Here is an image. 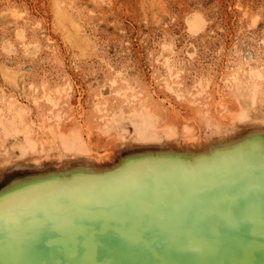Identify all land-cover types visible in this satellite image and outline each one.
I'll list each match as a JSON object with an SVG mask.
<instances>
[{
    "label": "rangeland",
    "instance_id": "1",
    "mask_svg": "<svg viewBox=\"0 0 264 264\" xmlns=\"http://www.w3.org/2000/svg\"><path fill=\"white\" fill-rule=\"evenodd\" d=\"M61 14L79 29V47L68 40ZM197 17L202 26L195 30ZM143 113L153 117L159 143L139 139ZM258 121L264 0H0V224L19 203L54 193L56 212L43 202L30 210L37 231L52 220L53 229L70 205L85 209L99 191L116 201L118 186L157 176L183 202L162 208L149 228L152 242L210 230L219 208L190 198L203 183L233 204L230 233L221 238L229 244H211L190 263L264 264V163L253 162L256 175L235 163L220 167L249 142L247 149L264 156L257 142L264 133L254 137ZM224 146L236 148L210 156L209 149ZM186 154L205 155L177 160ZM52 179L58 183L7 197ZM147 191L136 186V201ZM106 251L94 257L99 264H140L150 245L134 254ZM39 255L32 253L33 262L46 264Z\"/></svg>",
    "mask_w": 264,
    "mask_h": 264
},
{
    "label": "bare ground",
    "instance_id": "2",
    "mask_svg": "<svg viewBox=\"0 0 264 264\" xmlns=\"http://www.w3.org/2000/svg\"><path fill=\"white\" fill-rule=\"evenodd\" d=\"M65 19L66 18L63 17L62 14L58 17L60 24L67 30V37L70 43L73 46L79 47V29L73 23L69 24V26L65 25ZM201 19L199 17L194 18L191 22V27L195 30L201 28ZM168 54H170V51L167 50L163 55ZM152 120V116L143 113L141 115V121L137 126L139 139L148 144L159 143L162 139L160 135L152 129L153 126L156 125H153L154 121ZM254 127L257 128L256 132H254V137L260 133H264V121L256 122ZM257 142L264 144V137H261ZM251 143L252 142H249L242 146L235 154L224 156L222 160L226 162L221 163L220 167H227L235 163V165L241 166L240 168L244 170L243 174L256 175L260 173V171L257 170V165L264 163V156L251 152L250 148L247 149L246 147ZM225 147L227 146H224L222 150L209 149L208 152L211 153L210 156L214 157L216 155L232 152L236 148L231 147L226 149ZM30 148H32L31 150H37L34 145L30 146ZM25 150H27L26 147L23 152H25ZM204 155L205 154H202L196 157L194 154H186L180 156L181 158H177V160L181 163L183 161L194 163L198 159L204 157ZM249 160L251 161L247 162ZM253 162L257 163V165ZM243 165L244 167H248V169L242 167ZM87 168L88 166H85L84 169ZM182 172L184 171L182 170ZM231 172H233V170ZM204 178H207V176H204ZM163 179L152 176L140 180L139 182L135 181L131 183V185H129V183L125 184L126 186H118L117 193L120 194L116 201H109L110 199H106L107 196L106 198L102 197L105 192L100 194L99 191V194L95 193L93 195L94 198L92 197V201H89L86 208L82 210H75L68 204L70 206L67 209H63L66 210L68 217L62 223L56 224L53 229L51 223L54 220L46 222L43 230L37 231L36 226L38 225L32 222L30 210L36 208L38 204L40 205V203L43 202V204L51 206V212H56L57 198L54 197V193H47L41 196L40 199L37 197L33 202L19 203L17 205L18 209L12 210L9 212L8 216H6V218H8L7 222L0 224V264H35L31 259L32 253L34 256L37 254L40 256L39 254L42 253V258L46 261V264H99L100 261L94 257H97L105 250H107L106 252H114L116 255H119L121 252L134 254L138 253L144 244L150 245V252L142 258L140 264H191V259L197 255L200 256L204 254L207 247L211 244L221 243L223 247L228 246L229 243L227 240L223 241L221 238L230 233V231L225 228V225L230 215L228 214L229 208H233V204L216 190H213L211 193L206 192V190L202 188L204 185L203 183L200 186L198 185V190H196L194 196L191 195L192 197L190 198L207 201L219 208V211L217 210L216 213L217 217L211 222L212 226L210 230L196 229L187 234H182L180 231H177L179 233L169 241H151L149 228L151 223L158 218L162 208L171 204H176L177 207H180L183 202L182 194L175 192L173 197L169 195L167 192L169 188L167 189L166 185H163ZM57 180L59 179H52L47 182H34L29 186L18 189L15 193L7 197L13 195L12 198H14L16 195H22L25 191H33L34 188L40 187L43 183L52 184L54 181L53 184H57ZM229 182L227 184H233L231 181ZM141 183L142 185H146V188H149V191H147L148 195L141 201H136L133 191L135 187H138ZM175 184L174 182V185ZM227 184H225L226 188H228ZM213 186L215 187V185ZM54 187L57 188L56 186ZM188 188L190 187L188 186ZM174 189H176V187H174ZM43 190L45 191V189ZM19 191L23 192L18 193ZM95 191L94 189L91 190V192ZM79 192L81 193L82 191ZM80 193L77 191L79 197L81 195ZM84 193L85 192H82V195H84ZM110 195L111 194H109V196ZM71 196L72 195H70V198L68 197L66 199L71 200ZM90 196H92V194ZM7 197H3V199ZM73 197H75L74 194ZM62 198L63 197L60 198V201L64 200ZM82 198L85 197H81V199ZM77 199V197L76 199L73 198V200L76 201ZM85 199L87 200V197ZM70 200L67 201L69 202ZM82 200L80 201L82 202ZM70 203H72V201H70ZM75 205H77L76 202ZM10 226H12L11 229H9ZM227 237L228 236L224 238Z\"/></svg>",
    "mask_w": 264,
    "mask_h": 264
}]
</instances>
